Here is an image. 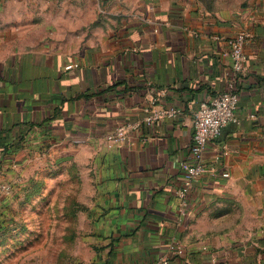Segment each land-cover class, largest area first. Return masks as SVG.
I'll use <instances>...</instances> for the list:
<instances>
[{"label": "crops", "instance_id": "obj_1", "mask_svg": "<svg viewBox=\"0 0 264 264\" xmlns=\"http://www.w3.org/2000/svg\"><path fill=\"white\" fill-rule=\"evenodd\" d=\"M0 26L24 43L0 57V209L70 167L75 264H163L172 244L166 264H264V0H0ZM240 31V121L183 198L194 113L230 88Z\"/></svg>", "mask_w": 264, "mask_h": 264}, {"label": "rangeland", "instance_id": "obj_2", "mask_svg": "<svg viewBox=\"0 0 264 264\" xmlns=\"http://www.w3.org/2000/svg\"><path fill=\"white\" fill-rule=\"evenodd\" d=\"M12 37L9 26H0V57L24 44ZM67 172L68 177L58 178L51 170L45 172L42 185L28 195L21 187L11 207L0 209V264H75L82 237L76 211L85 206L72 202L77 186L70 167Z\"/></svg>", "mask_w": 264, "mask_h": 264}, {"label": "built area", "instance_id": "obj_3", "mask_svg": "<svg viewBox=\"0 0 264 264\" xmlns=\"http://www.w3.org/2000/svg\"><path fill=\"white\" fill-rule=\"evenodd\" d=\"M230 45V53L233 60L234 75L230 83V88L213 95L208 101H202L193 116V142L191 152L193 161L182 160L180 166L183 170L184 181L179 196L185 197L195 178L199 177L203 170V158L208 148L209 142L218 137L225 125L231 122L238 123L239 116L237 108L239 104V91L236 89V80L247 63V55L244 47L247 41L244 31L227 39ZM177 110L171 108L166 113L173 114ZM155 116H148L147 120H152ZM129 125H119L112 132L107 134V139L112 143H124L128 139ZM162 138V137H161ZM226 152V146L223 145ZM0 190L10 192L12 186L8 183H1ZM184 201V199H183ZM183 252L181 245L172 244L168 251L161 257V263L166 264L171 258Z\"/></svg>", "mask_w": 264, "mask_h": 264}]
</instances>
